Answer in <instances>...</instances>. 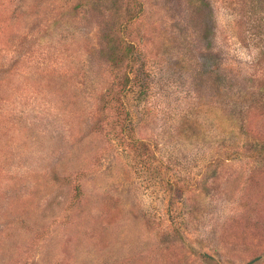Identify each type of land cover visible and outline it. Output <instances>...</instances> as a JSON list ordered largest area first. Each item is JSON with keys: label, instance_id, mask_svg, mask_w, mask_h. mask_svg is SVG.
I'll return each mask as SVG.
<instances>
[{"label": "rangeland", "instance_id": "obj_1", "mask_svg": "<svg viewBox=\"0 0 264 264\" xmlns=\"http://www.w3.org/2000/svg\"><path fill=\"white\" fill-rule=\"evenodd\" d=\"M264 0H0V264H264Z\"/></svg>", "mask_w": 264, "mask_h": 264}, {"label": "trees", "instance_id": "obj_2", "mask_svg": "<svg viewBox=\"0 0 264 264\" xmlns=\"http://www.w3.org/2000/svg\"><path fill=\"white\" fill-rule=\"evenodd\" d=\"M264 153V152H263Z\"/></svg>", "mask_w": 264, "mask_h": 264}]
</instances>
